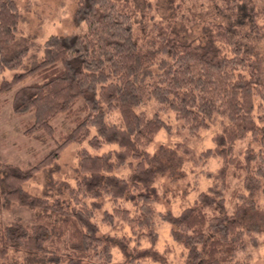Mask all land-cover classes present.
Wrapping results in <instances>:
<instances>
[{
    "label": "trees",
    "instance_id": "obj_1",
    "mask_svg": "<svg viewBox=\"0 0 264 264\" xmlns=\"http://www.w3.org/2000/svg\"><path fill=\"white\" fill-rule=\"evenodd\" d=\"M164 1L175 11L187 2ZM213 1L222 3L225 20L208 21L202 36L188 38L173 19L156 17L150 0H78L73 19L79 29L52 34L39 58L30 55L36 41L21 28L18 1L0 0V74L16 71L2 80L0 94L29 80L12 100L16 114L34 113L26 134L55 135L52 120L60 114L74 123L36 164L0 162V264H170L156 248V180L166 173L183 177L185 158L178 147L146 150L162 129H172L163 111L174 112L192 135L218 119L222 126L214 147L200 156L223 161L209 173L215 183L179 215L162 214L186 250L184 263L250 264L238 253L264 236V207L257 201L264 191V7L253 0ZM151 100L159 105L154 115L138 111ZM113 112L117 121L109 118ZM248 137L257 148L237 155V143ZM84 141L94 150L117 148L97 154L82 147L74 182L57 179L63 150ZM126 166L130 173L119 175ZM41 171L44 189L33 194L25 184ZM231 172L244 178L228 213ZM16 204L33 210L35 222H4L2 211ZM99 214L102 223L126 224L131 234L103 233ZM114 249L123 260H115Z\"/></svg>",
    "mask_w": 264,
    "mask_h": 264
},
{
    "label": "rangeland",
    "instance_id": "obj_2",
    "mask_svg": "<svg viewBox=\"0 0 264 264\" xmlns=\"http://www.w3.org/2000/svg\"><path fill=\"white\" fill-rule=\"evenodd\" d=\"M22 13L20 22L23 31L32 37H35V47L30 51L42 57V51L45 41L52 34H62L79 29L74 22L73 16L77 7L78 0H17ZM156 10V17L173 19L177 26L184 28L186 37L202 36V27L208 21H224L225 18L219 9L222 3H216L213 0H187L180 10L167 9L164 0H150ZM259 7H264V0H253ZM263 25V38L259 46L260 52L264 54V15L259 20ZM84 28L86 25L84 24ZM15 70H6L0 74V83L3 79H11ZM29 82L26 80L7 91L0 94V162L15 163L23 168H28L36 164L41 158L46 156L51 149L56 147L62 135L67 134L74 126L72 117L66 114L58 115L52 124L55 126L56 133L53 136L39 131L33 134H26L25 129L34 119V113L19 115L13 110L12 100L17 89ZM81 102L76 105V110ZM159 105L154 101H149L146 105L138 108V111H146L152 116L158 110ZM264 113V110H263ZM161 116L171 125V130L162 129L146 150L150 153L155 152L160 145L178 147L183 153L184 176L179 179H173L169 174H162L157 177L156 186L160 196L155 203L156 211V229L158 231V240L156 248L164 252L170 264H185V248L178 244L172 236V224L162 218V214L172 212L179 215L184 208L195 204L198 194L202 191H208L209 187L215 183V178L209 173H217V170L223 164L218 158L211 157L208 160L201 159V153L210 147H214L213 136L221 130L220 119L214 122L210 128L202 129L196 135H192L183 123L178 121L175 113L172 111H163ZM118 113L113 112L109 115L110 120L117 121ZM181 144V146H179ZM86 147L92 153L101 154L113 148L116 145H104L100 150L92 149L87 141L82 143H72L61 153L58 161L61 163V170L55 173L57 179H69L74 182V167L78 164V151ZM186 147L189 151L184 152ZM248 147L257 148L251 137L240 141L236 145V154L242 155ZM130 167L126 166L118 170V174L127 176L130 173ZM242 175L231 172L228 176L229 186L225 192L226 211L232 213L236 198L234 193L243 188ZM46 176L43 171L39 172L32 180L25 184V188L33 194H41L45 185ZM258 204L264 207V191L257 197ZM124 205L131 206L125 203ZM106 208L111 209V203L106 202ZM101 214L98 220L105 234L130 235V227L120 222L111 227L101 222ZM1 218L6 223L21 221L23 223L35 222V212L21 205H14L11 210H3ZM136 242H132L131 246ZM141 246H150L147 240H142ZM114 258L117 261L124 259L122 252L114 249ZM264 236L260 237L257 246H250L246 250L238 253V259L248 260L250 264H264ZM147 264H164L158 261L148 260Z\"/></svg>",
    "mask_w": 264,
    "mask_h": 264
}]
</instances>
